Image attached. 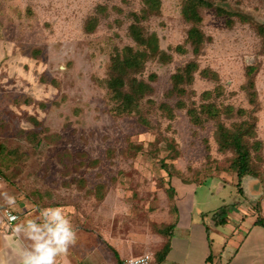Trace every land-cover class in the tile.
<instances>
[{"label":"rangeland","instance_id":"obj_1","mask_svg":"<svg viewBox=\"0 0 264 264\" xmlns=\"http://www.w3.org/2000/svg\"><path fill=\"white\" fill-rule=\"evenodd\" d=\"M100 5L106 10L98 11ZM143 5L144 0H0L3 166L12 176L42 179L58 202L72 203L79 216L86 213L90 226L142 240L171 222L177 207L189 210L194 196L198 206L210 198L212 204L241 200L264 209V34L258 27L264 26V0H229L228 9L249 17H235L232 25L228 16L203 9L201 26L211 39L197 56L185 43L189 23L182 0H162L160 12L142 23L173 57L146 63L140 76L157 74L153 94L143 100L141 114L118 116L105 78L114 47L134 44L130 13ZM91 15L99 22L88 32ZM177 44L187 51L177 52ZM191 59L199 69L183 98L186 107H178L179 97L167 95L171 74ZM250 64L257 66L255 106L242 87ZM204 68L219 80L203 76ZM218 85L210 98L201 96ZM208 101L253 109L261 175L243 180L244 193L232 152L218 149L215 121L194 124L187 113L188 106ZM164 102L173 106L174 117L160 108ZM247 117L222 114L228 125Z\"/></svg>","mask_w":264,"mask_h":264},{"label":"crops","instance_id":"obj_2","mask_svg":"<svg viewBox=\"0 0 264 264\" xmlns=\"http://www.w3.org/2000/svg\"><path fill=\"white\" fill-rule=\"evenodd\" d=\"M1 102L0 99V105ZM2 159L0 170L5 175L0 186V259L11 261L19 253L14 235L16 224L36 218L41 208L58 206L65 210L77 230V243L67 256L69 264H120L144 253H150L156 264V255L167 241L170 249L159 264H264V226L256 223L259 214L264 217V209H257L249 202L237 200L226 223L217 225L214 212L222 204L231 202L212 204L209 198L198 206L194 196L189 210L177 207L171 221L176 222L172 235L158 229L154 236L142 240L110 232L99 225L90 226L86 213L79 216L72 203L58 202L54 191L42 179L25 173L12 176ZM5 195L15 198L14 207L6 202ZM6 207L18 215L11 223L3 213Z\"/></svg>","mask_w":264,"mask_h":264},{"label":"trees","instance_id":"obj_3","mask_svg":"<svg viewBox=\"0 0 264 264\" xmlns=\"http://www.w3.org/2000/svg\"><path fill=\"white\" fill-rule=\"evenodd\" d=\"M229 0H182L181 14L186 22L189 23L187 35L185 38L186 45L191 46L194 55L201 54L204 45L211 39L202 26V10L205 8L214 9L216 14L228 16L227 23L232 25L235 17L247 22L249 17L240 12L228 9ZM162 0H144V5L140 11H132L131 17L133 21L128 26L129 35L134 44H126L122 47L115 46L110 57L108 65V76L105 78V85L108 89L109 98L112 101V111L118 116L141 114V106L144 99L150 98L154 92L153 82L157 78L156 73H151L148 78L140 76L144 71L146 63L155 58L162 63H168L173 55L171 52L163 49L160 44V38L155 31H148L143 25V21L148 20L151 16L158 14L161 10ZM106 7L100 5L98 11H104ZM99 22L97 15H91L88 19L85 29L88 32L95 30ZM260 31L264 34V26L259 25ZM185 44H177L175 50L179 53L187 51ZM199 69L197 59H191L182 66H179L175 72L171 74V86L167 91V95H177L178 107H186L184 96L189 93L188 86L192 85L195 72ZM257 66L250 64L246 69V82L243 89L246 91L249 102L254 106L257 104L258 96L255 87V74ZM203 76L212 77L219 80L218 73L208 68L201 70ZM216 89L205 90L201 96L210 98ZM193 93V90L190 91ZM160 108L167 113L169 118L174 117V108L168 103H161ZM187 113L194 124H202L206 119L215 121L214 137L220 151L230 150L232 152L231 166L235 168L239 187V191L244 193L245 190L242 182L245 178H259L261 171L259 169L260 159L255 158L254 150L259 151L261 141L256 139V117L253 115V109L237 108L230 104L219 107L214 101L201 103L199 107H187ZM232 116L234 114L243 116L248 114L247 118L240 121H232L230 125L222 120V114ZM143 122H147L141 117ZM232 203L222 204L215 212L214 218L217 225L225 224L228 214L232 209ZM256 223L264 226V217L259 214ZM176 226L173 221L159 231L165 235H172ZM170 249V242L167 241L164 247L157 253V260H162Z\"/></svg>","mask_w":264,"mask_h":264},{"label":"clouds","instance_id":"obj_4","mask_svg":"<svg viewBox=\"0 0 264 264\" xmlns=\"http://www.w3.org/2000/svg\"><path fill=\"white\" fill-rule=\"evenodd\" d=\"M10 206L15 198L5 195ZM14 235L20 250L11 261L0 259V264H69L70 248L77 243V230L62 207H45L36 218H27L16 224ZM150 255L130 261L129 264H147Z\"/></svg>","mask_w":264,"mask_h":264},{"label":"built area","instance_id":"obj_5","mask_svg":"<svg viewBox=\"0 0 264 264\" xmlns=\"http://www.w3.org/2000/svg\"><path fill=\"white\" fill-rule=\"evenodd\" d=\"M3 179H4V178H3L2 174L0 173V186H1L2 182H3ZM3 213H4V215L7 217L8 221H9L10 223H11L12 221L16 220L17 217H18V215H17L16 213L12 212V211H11L9 208H7V207L3 209ZM146 254L151 256L150 253H144V254H141V255H138V256H133V257L127 258V259L121 261L120 264H129L130 261L136 262V261L139 260V258L144 257ZM147 264H153L152 256H151V259L147 261Z\"/></svg>","mask_w":264,"mask_h":264}]
</instances>
